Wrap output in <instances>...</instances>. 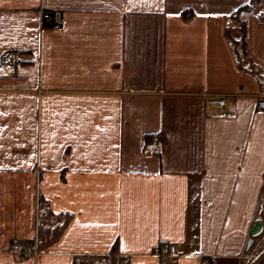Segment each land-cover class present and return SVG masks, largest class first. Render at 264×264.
<instances>
[{"label": "crops", "instance_id": "obj_1", "mask_svg": "<svg viewBox=\"0 0 264 264\" xmlns=\"http://www.w3.org/2000/svg\"><path fill=\"white\" fill-rule=\"evenodd\" d=\"M263 91L264 0H0V264H264Z\"/></svg>", "mask_w": 264, "mask_h": 264}, {"label": "built area", "instance_id": "obj_2", "mask_svg": "<svg viewBox=\"0 0 264 264\" xmlns=\"http://www.w3.org/2000/svg\"><path fill=\"white\" fill-rule=\"evenodd\" d=\"M43 24L46 26H57L63 21L62 14H56V12L52 10H46L43 12ZM22 61V54L19 50L11 49L7 51L2 59L3 65L8 64H17ZM258 106L259 108L264 110V91L260 92L258 95ZM219 105H223L225 103V96L219 95L214 97ZM14 249L20 251L21 253L30 252V247L22 242H17L14 245ZM171 251V243L170 242H161L154 248V254L158 256H167ZM108 260L106 258L98 260L97 264H107Z\"/></svg>", "mask_w": 264, "mask_h": 264}, {"label": "water", "instance_id": "obj_3", "mask_svg": "<svg viewBox=\"0 0 264 264\" xmlns=\"http://www.w3.org/2000/svg\"><path fill=\"white\" fill-rule=\"evenodd\" d=\"M264 230V222L262 220H257L255 222V224L253 225L252 228V235L253 237L250 239L248 246L251 247L253 242H254V238L258 235H260Z\"/></svg>", "mask_w": 264, "mask_h": 264}, {"label": "rangeland", "instance_id": "obj_4", "mask_svg": "<svg viewBox=\"0 0 264 264\" xmlns=\"http://www.w3.org/2000/svg\"><path fill=\"white\" fill-rule=\"evenodd\" d=\"M262 234H264V232ZM263 242H264V240H263ZM261 246H263V244Z\"/></svg>", "mask_w": 264, "mask_h": 264}]
</instances>
